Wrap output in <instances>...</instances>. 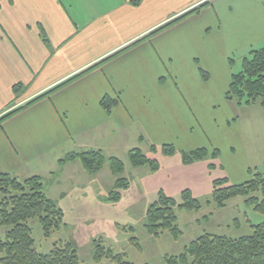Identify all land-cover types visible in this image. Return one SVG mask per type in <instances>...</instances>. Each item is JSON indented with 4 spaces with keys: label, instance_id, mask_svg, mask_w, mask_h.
Returning a JSON list of instances; mask_svg holds the SVG:
<instances>
[{
    "label": "crops",
    "instance_id": "obj_1",
    "mask_svg": "<svg viewBox=\"0 0 264 264\" xmlns=\"http://www.w3.org/2000/svg\"><path fill=\"white\" fill-rule=\"evenodd\" d=\"M230 12L241 15L229 22ZM257 45H264L259 7L249 15L203 0H94L87 10L70 0H0V120L16 112L0 123V173L39 176L47 193L48 178L61 184L63 175L72 191L94 187L80 161H60L80 150L106 156L131 138L141 149H214L220 158L222 149L200 131L234 121L246 154L243 178L256 151L239 124L243 106L226 94L231 56ZM104 99L116 103L111 114ZM164 158L189 172L209 169L207 159L185 166L181 155Z\"/></svg>",
    "mask_w": 264,
    "mask_h": 264
},
{
    "label": "rangeland",
    "instance_id": "obj_2",
    "mask_svg": "<svg viewBox=\"0 0 264 264\" xmlns=\"http://www.w3.org/2000/svg\"><path fill=\"white\" fill-rule=\"evenodd\" d=\"M260 47L264 45L233 53L230 62H235L234 72L241 71L243 60L250 56L251 50ZM238 113L239 124L244 126L242 132L246 147L249 148L252 145L256 151L253 158L256 163L259 162V169L264 174V108L260 103H256L243 106L241 110L238 109ZM234 123L232 121L231 125L223 126L218 121L215 128L206 129L208 132L199 130L204 137L215 142L216 148L222 149L218 162L212 157L214 149L207 157V162L209 165L214 163L215 166L222 163L223 168L221 166L213 170L209 168L208 172L204 173L200 170L189 172L181 167L178 168L173 163L175 160L165 159L161 153H152L153 144L148 143V148L145 145L143 149L139 147V142L133 145L134 138L124 145L116 146L115 150H110V154L105 153L107 158L118 157L125 163L127 168L123 177L131 183L130 188L122 193L121 200L116 203L104 201L117 181L108 162L98 175L91 176L93 182L95 181L94 187L75 186V190L72 191L73 186L68 175L62 176L61 184L52 183L48 178L47 184L50 188L48 196L55 198L64 210V226L51 238H46L39 219L31 220L29 225L32 229L35 248L41 253H49L56 242H69L78 251L81 264H97L94 260L95 244L100 243L116 253L125 255L126 260L134 264H166L165 258L179 256L191 242L205 233L233 239L252 235V227L264 222V214L247 207L245 198L231 200L224 209L208 204L212 198L214 180L228 177L232 184H241L250 179L248 169L243 178L239 174L246 154L242 145H238L240 136L237 131L238 126ZM231 141L234 143L231 144ZM178 146L184 147L185 143ZM231 147H235V151ZM133 148H140L150 158H157L161 169L155 173L148 166L136 170L129 162V152ZM175 149L177 151L175 155H181V157L185 153L183 151H189H180L176 146ZM256 156L259 158L255 159ZM254 160L252 163L250 160L249 168H255L251 165L256 164ZM68 180L70 182H67ZM187 189H190L194 197L201 202L202 209L200 211L176 210L182 236L174 239L168 232L160 236L149 234L146 228L147 212L149 207L158 200L159 193L163 191L180 202L182 192ZM63 193L67 197L60 200ZM2 197L0 194V201ZM9 229L0 224V239L5 238ZM108 263L104 260L101 264Z\"/></svg>",
    "mask_w": 264,
    "mask_h": 264
},
{
    "label": "trees",
    "instance_id": "obj_3",
    "mask_svg": "<svg viewBox=\"0 0 264 264\" xmlns=\"http://www.w3.org/2000/svg\"><path fill=\"white\" fill-rule=\"evenodd\" d=\"M197 11L194 10L188 15ZM177 21L179 20L168 23L148 37ZM226 99L240 107L260 103L264 108V47L251 50L250 56L242 62L241 71L232 74ZM115 105L116 103L111 99L102 101V106L108 114L112 113ZM15 113L7 115L0 120V123ZM140 140L144 141V138L141 137ZM151 152L173 157L177 151L173 145L162 147L154 145L151 147ZM209 155L207 149L185 152L182 163L189 166L207 159ZM212 157L214 160L218 159L219 151L215 150ZM76 160L82 163L90 176L101 172L106 162L110 164L117 181L104 201L119 202L122 193L130 188V180L123 177L125 163L119 158H107L100 150H87L68 154L60 161V165L64 166ZM129 162L134 168L148 166L154 173L161 169L157 158H150L139 148L129 152ZM215 167L214 163L209 165L211 170ZM248 173L250 179L241 184H232L228 177L214 180L212 198L208 204L224 209L228 202L242 197L245 198L247 207L264 214V174L259 168H250ZM0 194L3 196L0 201V224L10 228L5 238L0 239V264H81L78 251L69 242H56L49 253H41L35 248L29 225L31 220L38 218L44 236L51 238L64 226L65 219L64 210L48 196L41 177L33 176L20 181L11 174L0 173ZM181 198L182 200L178 202L163 191L159 193L158 200L147 212L146 228L149 234L160 236L168 232L174 239L182 236L176 210L200 211L202 204L189 189L182 192ZM252 228V235L238 239L205 233L191 242L182 254L165 258V262L166 264H264V222ZM95 245L94 260L97 264H101L104 260L108 261V264H134L126 260L125 255L116 253L111 248L100 243Z\"/></svg>",
    "mask_w": 264,
    "mask_h": 264
},
{
    "label": "snow or ice",
    "instance_id": "obj_4",
    "mask_svg": "<svg viewBox=\"0 0 264 264\" xmlns=\"http://www.w3.org/2000/svg\"><path fill=\"white\" fill-rule=\"evenodd\" d=\"M94 0H70V6L73 9L87 10L89 5ZM204 6L215 8L217 4H226L229 9H244L247 14L251 15L252 12L259 7L261 10V20L264 21V0H216V3L210 4L208 0H203ZM241 15L239 12H230L226 17V21L231 22L233 18Z\"/></svg>",
    "mask_w": 264,
    "mask_h": 264
}]
</instances>
